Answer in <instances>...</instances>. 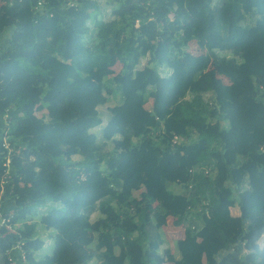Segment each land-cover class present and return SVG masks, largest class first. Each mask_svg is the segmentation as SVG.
<instances>
[{
  "label": "trees",
  "instance_id": "trees-1",
  "mask_svg": "<svg viewBox=\"0 0 264 264\" xmlns=\"http://www.w3.org/2000/svg\"><path fill=\"white\" fill-rule=\"evenodd\" d=\"M0 36V264H160L170 216L175 264H264V0H0Z\"/></svg>",
  "mask_w": 264,
  "mask_h": 264
},
{
  "label": "crops",
  "instance_id": "crops-1",
  "mask_svg": "<svg viewBox=\"0 0 264 264\" xmlns=\"http://www.w3.org/2000/svg\"><path fill=\"white\" fill-rule=\"evenodd\" d=\"M193 47H194V46H193ZM118 64H119V63H116L115 66L113 67V69H112V71H111V73H110L111 76H117V75L120 73V67L118 66ZM219 78H220V77H219ZM221 78H222V80H223L226 84H229V83H230L228 79H226V78H224V77H221ZM120 93H121L120 91H119V92L117 91L116 96H114V98H112V99L114 100V102H115V100H117V101L120 100V98H121V94H120ZM117 103H119V102H116V104H117ZM153 103H154V99H152V98L149 99V101H148L147 104L145 105L146 109L149 110V111H151L152 108H153ZM64 107H65V103L61 101V102H58L56 105H53V106L47 108V109L44 111V113L49 114L50 116H56V115H59V114L62 112V110L64 109ZM136 144H138V141H137ZM34 159H35V157L33 158V160H34ZM80 160H81L80 157H78V156H77V157H74V160H73V161H74L75 163H73V165L67 166V167H66V170H67V171H71V169H72V167H73L74 165H76V164H78L79 162H81ZM236 161H237V160L235 159L234 162H236ZM105 169H106V164H103L102 167H101V170L104 171ZM176 170H177V171H180V172L182 173L180 178H181V179H182V178L185 179L186 173H185L184 171H181V170H182L181 168H177ZM101 173H103V172H101ZM101 173L96 174V175L93 177V179H92V178H90V177L87 175L86 169H82V170H81V174L78 176V180L81 181V179H82V180H84L85 183H86V185H84V186H85V191H84V193H82V198H84V200H83L81 203H79V202L77 201L76 203H72V204H69V205H68V208H67V214H68V216H69L70 218H74V217L79 213V211L81 210L82 207H84V206L90 204V200L88 199V196L94 191V189L91 188V187H87V185H88L89 181L96 179ZM116 186H117L118 188H120V186H121L120 182H116ZM143 194H144V191L141 190V191H139V192H136L134 195H135V197H136L137 199H139L140 196H143ZM231 212H232V215L235 216V217L240 216V215H241V211H240L239 205H236L235 207L231 208ZM92 219H93V229H94V230L99 229V228L102 226V221H101L100 218L98 217V214H97V213L93 214V215H92ZM174 221H175V218H174L173 216H170V217L168 218V220H167V226H165L164 229H163V230H164V233H165V238H166L167 243L171 241V240H170V236H169V234H168L169 229H170V231H171V233H172L174 230H177V228H181V230H182V234H181V236L179 237V240H183V239L185 238V228H184L183 226H181V227H176V226L174 225ZM166 229H167V230H166ZM201 241H202V240H201ZM263 243H264V239H262L261 242H260V245H261L262 247H263V245H264ZM85 250L88 251V252H90V249H88V248H86ZM169 250H170V249H169L168 247H166V249H165V251H164V253H165V258H164V260H163L162 262H160V264H175V263L169 261V260H170V259H169V258H170V255H169V253H168ZM178 257H179V254L177 255V258H178Z\"/></svg>",
  "mask_w": 264,
  "mask_h": 264
},
{
  "label": "rangeland",
  "instance_id": "rangeland-1",
  "mask_svg": "<svg viewBox=\"0 0 264 264\" xmlns=\"http://www.w3.org/2000/svg\"><path fill=\"white\" fill-rule=\"evenodd\" d=\"M103 11H106V13L107 14H109V13H112V11H113V8L111 7V6H108L107 4H105V2H103ZM195 42V41H194ZM196 43V42H195ZM189 51L192 53V54H194L195 56H197V57H200V58H203L204 56H205V50H203V49H201L200 47H198V44L196 43L195 45H194V47L191 45V43H190V46H189ZM184 63L187 65V62L186 61H184ZM118 66L120 67V71L123 69V66H122V64L121 63H119L118 64ZM209 72H211L210 70L208 71V73ZM34 90V92H38V89L37 88H35V89H33ZM116 102H118L117 100H115V102H114V100L112 99V98H110V100H109V103L107 104V107L109 106V107H113V106H116V105H118V104H120V103H117L116 104ZM107 107H104V108H100L101 109V113H106V109H107ZM103 113V114H104ZM104 117V119H105V117H106V115H104L103 116ZM226 129L228 128V126L226 125V126H224ZM191 137L193 138V139H195L196 137H195V135H191ZM180 141H181V139L178 141V143H180ZM188 176L190 177L191 176V173H188ZM185 180V179H184ZM184 180H182V179H180V180H178V178H176V181H178V183H180L181 185H186V184H188L189 182L187 181V182H185ZM166 203H168V202H166ZM167 230V229H166ZM168 234H169V236H170V242H168L167 244H166V247H168L169 249H170V251H171V253H173L176 257H177V255H178V252H177V249H176V241H178L179 240V237L181 236V234H182V230H181V228H177V230H174L172 233H171V231H170V229H169V232H168ZM164 235H165V233H164ZM166 239V238H165ZM165 247V248H166ZM175 259L172 257L171 258V260H169V261H171V262H173ZM174 263V262H173Z\"/></svg>",
  "mask_w": 264,
  "mask_h": 264
},
{
  "label": "built area",
  "instance_id": "built-area-1",
  "mask_svg": "<svg viewBox=\"0 0 264 264\" xmlns=\"http://www.w3.org/2000/svg\"><path fill=\"white\" fill-rule=\"evenodd\" d=\"M78 1L79 0H70V3H71V5H75V4H77ZM43 5H44V2H39L38 9H40ZM1 41H2V37L0 36V52H1V48H2V42ZM179 140H180V138L178 136H175L172 139V145H176ZM5 147L7 149H9V147H10L9 143L7 142V138H5ZM5 166L8 168L6 171V174H5V176H7L9 174V169L11 167V159L9 157L7 158ZM2 205H3V194H0V225H5L10 221V219H9L10 217L5 218ZM8 227L11 228V226H9V225H8ZM23 245H24L23 242H19L18 248L22 249ZM22 261H23V264L26 263V257H25L24 251L22 252Z\"/></svg>",
  "mask_w": 264,
  "mask_h": 264
}]
</instances>
